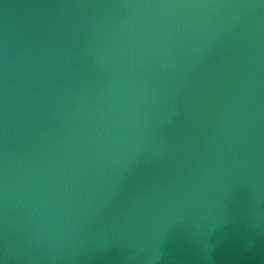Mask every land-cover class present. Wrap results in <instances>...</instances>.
Returning a JSON list of instances; mask_svg holds the SVG:
<instances>
[{"label": "water", "instance_id": "water-1", "mask_svg": "<svg viewBox=\"0 0 264 264\" xmlns=\"http://www.w3.org/2000/svg\"><path fill=\"white\" fill-rule=\"evenodd\" d=\"M0 264H264V0H0Z\"/></svg>", "mask_w": 264, "mask_h": 264}]
</instances>
